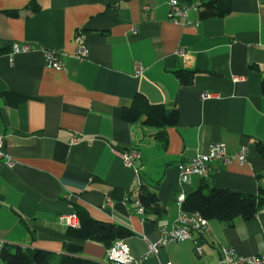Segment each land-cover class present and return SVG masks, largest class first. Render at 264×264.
Returning <instances> with one entry per match:
<instances>
[{"label": "crops", "instance_id": "1", "mask_svg": "<svg viewBox=\"0 0 264 264\" xmlns=\"http://www.w3.org/2000/svg\"><path fill=\"white\" fill-rule=\"evenodd\" d=\"M170 1L0 0V134L16 162L0 161V240L9 250L44 249L57 262L66 243H78L82 256L112 264L102 243L67 236L61 216L78 204L131 229L125 240L141 264H215L227 247L264 255V204L249 220L210 219L194 235L202 256L194 240L149 253L161 225L175 224L178 196L204 180L182 183L179 164L213 142L229 153L246 147L247 161L214 162L204 181L256 196L264 189V0H233L226 16L205 20L190 8L192 24L170 19ZM13 43L31 50L11 54ZM79 44L88 50L83 58ZM46 51L61 54L64 67L49 68ZM181 69L195 72L191 83H181ZM137 94L178 108L166 147L156 127L124 119ZM130 148L140 154L132 167L122 159ZM140 187L157 194L160 212L135 211L136 200L126 198Z\"/></svg>", "mask_w": 264, "mask_h": 264}, {"label": "trees", "instance_id": "2", "mask_svg": "<svg viewBox=\"0 0 264 264\" xmlns=\"http://www.w3.org/2000/svg\"><path fill=\"white\" fill-rule=\"evenodd\" d=\"M181 4L192 5L195 0H179ZM233 0H199L198 15L201 20L222 18L226 16L232 7ZM194 71L178 70L176 72L181 83L188 84L193 81ZM261 90L264 94V78L261 82ZM125 120L135 123L142 121L146 126L156 127L157 140L165 147L167 145L166 129L175 126L179 122L178 108L168 110L163 104H150L142 94H137L135 104L126 107L123 111ZM264 154V148L260 147ZM139 199L146 210L160 212L158 196L140 187L135 195H128V202L135 203ZM264 204V189L260 188L259 194H245L217 186H211L207 181L186 195L183 209L187 212H200L208 220L218 219L231 221L237 216L249 220L255 217L259 208ZM73 213L78 216L79 226H69L67 236L80 241L91 240L102 243L108 249L118 239H127L134 233L128 227L113 221H101L93 218L83 207L73 205ZM66 253L55 262L56 255L44 250L33 249L16 251L9 250L6 246L0 256V264H103L99 261L86 258L81 255L83 246L78 243H66Z\"/></svg>", "mask_w": 264, "mask_h": 264}, {"label": "built area", "instance_id": "3", "mask_svg": "<svg viewBox=\"0 0 264 264\" xmlns=\"http://www.w3.org/2000/svg\"><path fill=\"white\" fill-rule=\"evenodd\" d=\"M193 8L198 13V4L192 5L181 4L179 0L170 1L169 17L174 22H185L186 24H192L187 19L188 10ZM31 50V46L28 44L13 43L11 54L19 52H27ZM88 50L85 44H79L77 55L83 58L87 55ZM178 54L183 58H189L190 54L186 50H179ZM45 61L49 68L62 69L64 67L63 56L61 54L46 51ZM143 66L141 64L136 65V71L141 72ZM203 98H209L212 95L210 93H203ZM5 136L0 134V161L5 160V164L9 167H14L15 160L5 150ZM78 138L74 137L73 141ZM247 149L242 147L235 153H229L225 142L217 141L210 144L206 153L197 154L188 162H182L179 164V176L182 183H188L193 176H197L201 179L208 180L212 174V164L214 162L226 165L237 159L241 163L247 161ZM140 158V154L136 148H130L122 153V159L125 166L132 167L135 162ZM185 194H180L177 198V205L179 207V213L175 224L172 228L168 229L166 225H161V237L154 243L149 245V253L157 254L159 249L168 243L180 242L186 240H194V235H202L209 226V220L203 216L200 212H187L183 209L185 201ZM69 198V196H68ZM128 200V198H126ZM135 211L139 214L144 213V207L140 200L136 199ZM67 226L77 227L79 226V219L75 213L61 216ZM196 254L202 256L204 253L203 246L195 239ZM5 248V244L0 240V256ZM106 259L112 264H141L139 260L132 254L130 246L125 239L116 240L113 245L107 249ZM167 264H171L170 262ZM215 264H264V255L256 256H241L232 247L224 249L221 258Z\"/></svg>", "mask_w": 264, "mask_h": 264}]
</instances>
